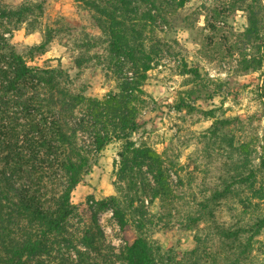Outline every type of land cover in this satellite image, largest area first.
I'll return each mask as SVG.
<instances>
[{
    "label": "rangeland",
    "instance_id": "obj_1",
    "mask_svg": "<svg viewBox=\"0 0 264 264\" xmlns=\"http://www.w3.org/2000/svg\"><path fill=\"white\" fill-rule=\"evenodd\" d=\"M2 1L17 6L26 0ZM42 1V14L13 31L17 50L31 64L61 66L76 92L102 98L118 91L117 75L129 66L110 60L90 12L75 0ZM138 5L144 17L149 5ZM157 5L156 20L138 22L154 61L133 139L162 155L170 191L154 196L145 167L122 165L124 141L109 143L72 193L73 202L86 207L81 226H92L95 248L84 262L66 264H130L123 250L139 228L159 248L162 264H264V224L256 233L264 219V0H185L178 7L157 0ZM250 5L259 20L258 36L246 34ZM48 28L53 30L48 50L31 58L29 48ZM226 185L229 191L216 199ZM112 195L117 202L100 208ZM115 206L129 219V233L120 228ZM224 229L239 231L236 246L250 240L247 254L232 247Z\"/></svg>",
    "mask_w": 264,
    "mask_h": 264
},
{
    "label": "trees",
    "instance_id": "obj_2",
    "mask_svg": "<svg viewBox=\"0 0 264 264\" xmlns=\"http://www.w3.org/2000/svg\"><path fill=\"white\" fill-rule=\"evenodd\" d=\"M75 1L90 12L102 31L110 60H116V66H129L125 75H117L118 91L102 98L74 91L65 69L31 64L12 42L19 25L42 14V0H26L17 6L0 0V264L86 260L88 250L95 248V234L92 226H81L86 207L74 203L72 193L97 164L101 151L115 140L124 141L119 151L124 167L131 163L132 168L145 167L152 175L154 196L170 191L162 155L133 139L141 127V110L147 102L144 82L154 61L153 49L145 47L141 36L144 26L138 27V22L144 19L146 25L147 18L156 20L157 0ZM140 2L149 5L144 17H139ZM164 2L178 7L185 0ZM250 12L246 34L258 36L259 20L252 5ZM52 39L53 30L48 28L28 55L45 53ZM241 179L245 182L248 177ZM229 189L226 185L216 191L215 198L224 197ZM117 200L109 196L99 202L100 208ZM113 211L120 228L129 233L124 210L115 206ZM263 224L264 219L257 223L256 233ZM139 229L126 243L124 257L130 264H162L156 252L159 248ZM222 233L236 246L238 230ZM238 243L239 254H247L250 240Z\"/></svg>",
    "mask_w": 264,
    "mask_h": 264
}]
</instances>
